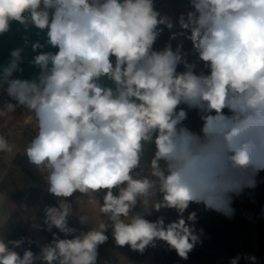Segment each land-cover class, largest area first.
<instances>
[{
    "label": "clouds",
    "instance_id": "1",
    "mask_svg": "<svg viewBox=\"0 0 264 264\" xmlns=\"http://www.w3.org/2000/svg\"><path fill=\"white\" fill-rule=\"evenodd\" d=\"M187 6L174 21L154 0H0V35L18 22L45 37L41 43L24 36L0 67L7 97L0 118L11 121L21 109L35 121L24 156L47 173L46 191L57 201L45 207L42 224H32L50 232L51 241L0 232V264H98L109 230L115 246L143 253L164 242L187 260L204 231L197 232L196 211L185 217L190 205L232 219L234 199L257 187L264 171V0H188ZM177 25L164 48L154 50L164 29ZM184 40L203 63L199 72ZM29 45L33 52L58 51L33 56L38 73L31 79L13 78L24 71ZM193 110L198 131L185 123ZM15 147L0 135V153ZM76 193L89 196L108 222L75 235L68 221ZM4 199L0 193V204ZM161 210H175L177 219L146 218ZM241 259L257 261L238 253L229 264Z\"/></svg>",
    "mask_w": 264,
    "mask_h": 264
},
{
    "label": "crops",
    "instance_id": "2",
    "mask_svg": "<svg viewBox=\"0 0 264 264\" xmlns=\"http://www.w3.org/2000/svg\"><path fill=\"white\" fill-rule=\"evenodd\" d=\"M154 5L162 15H167L174 21L181 12L190 10L187 6L188 0H154ZM179 30L178 25L172 30L165 28L154 44V50H162L169 42L171 31ZM179 40H183V37L171 41L173 49ZM183 42L184 50L188 53L187 59L197 63L196 71L199 72L203 68V63L199 62L197 54L192 52L191 42L187 40ZM177 70L184 71L183 65L178 66ZM181 107L186 106L181 105ZM185 123L195 131L199 130L201 124L194 110L189 112ZM4 133L9 135V141L16 147L11 153H0V193L5 196L3 203L0 204V232L8 239L29 237L41 245L46 244L51 241L52 234L38 231L32 227V224H42L45 207L57 206V201L46 191L47 173L38 172L24 156L23 149L35 131L25 127L16 130L7 127ZM257 181L254 190L246 189L241 196L234 199L235 215L232 219L212 211H205L203 205H190L184 214L185 217L189 212L196 211L197 232L201 228L204 231L201 236L203 243L196 245L187 260L181 259L174 250H168L164 242H157V247H149L143 253L133 251L128 246L122 248L115 246L109 230V241L99 248L98 264H229V259L238 253L255 255L256 264H264V171L258 174ZM114 194H117L116 190ZM97 198L102 202V193ZM69 199L72 202L74 215L69 217L68 223L78 230L75 235L87 232L97 227L99 223L108 222L107 217L99 212L98 206L91 204L89 196L76 193ZM135 211H142L140 205ZM161 215L165 217L166 224L177 219L175 210L153 212L146 218L155 221ZM80 216L88 218L87 224H80L78 220ZM53 231L62 239L72 238L59 233L55 228ZM24 247L27 248L29 245L26 243ZM31 249L33 252H39L36 244H32ZM239 264H251V262L241 259Z\"/></svg>",
    "mask_w": 264,
    "mask_h": 264
},
{
    "label": "water",
    "instance_id": "3",
    "mask_svg": "<svg viewBox=\"0 0 264 264\" xmlns=\"http://www.w3.org/2000/svg\"><path fill=\"white\" fill-rule=\"evenodd\" d=\"M39 31L32 27L30 30L25 31L18 22H12L10 31L6 34L0 35V67L4 66L8 60L10 59V52L15 48H19L23 46V37L28 36L30 42H34L36 40H40L41 43L44 42V34L41 33L40 36L36 35V32ZM40 51H51L56 52L58 49L52 48L51 46H47L42 50H37V52H33L30 45L25 48L23 53L24 62L21 67L24 69L23 73H14L13 78H21V79H31L38 73V69L32 66L29 61L33 58V56L40 53ZM102 84L106 87L114 88L113 82L109 81L107 78H102ZM27 121L35 122L30 118V114L25 118ZM154 151V145L148 146V151L146 152V159L144 161L147 164L150 159L152 152Z\"/></svg>",
    "mask_w": 264,
    "mask_h": 264
},
{
    "label": "rangeland",
    "instance_id": "4",
    "mask_svg": "<svg viewBox=\"0 0 264 264\" xmlns=\"http://www.w3.org/2000/svg\"><path fill=\"white\" fill-rule=\"evenodd\" d=\"M114 59V58H113ZM7 99L6 95L3 92H0V107L3 106V101ZM13 119L11 121H6L4 118H0V135H4L9 140V135L5 134L7 127L10 129H17L19 127H25L31 131H35L36 125L35 122L27 121L25 118L29 113L24 110L18 109L15 113L11 114Z\"/></svg>",
    "mask_w": 264,
    "mask_h": 264
}]
</instances>
